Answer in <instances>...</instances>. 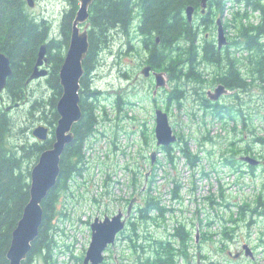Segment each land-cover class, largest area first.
<instances>
[{
	"label": "trees",
	"instance_id": "1",
	"mask_svg": "<svg viewBox=\"0 0 264 264\" xmlns=\"http://www.w3.org/2000/svg\"><path fill=\"white\" fill-rule=\"evenodd\" d=\"M200 1L95 0L92 4L90 50L83 63L85 73L81 79L80 89L83 117L74 127L73 142L62 155L58 183L42 203L44 221L39 236L33 242L31 252L23 264H35L37 256L46 260L53 250L56 243L53 219L59 216L58 204L68 187L69 179L81 171L83 145L94 130L97 104L104 98L114 97L116 102L121 103L125 98L138 97L136 89L126 91L121 88L117 96L105 95L101 98L103 91L93 83L94 77L91 79L89 76L100 66L101 51L110 42L114 31L129 33L130 40L131 36L139 35L140 41L144 42L148 51L144 58L149 57V62L153 63L154 68L166 71L174 81L173 88L165 92V97L168 98L167 111L174 106L182 108L186 104L187 93L194 91V101L198 106L213 115L228 116L236 121H242L244 130L240 141L247 142L250 124L254 122L253 114L257 115L250 98L252 89L259 85L264 90V0H237L261 8L262 21L254 26L244 21L245 13L235 12L234 20L224 24L226 28L230 26L228 23L235 24L237 35L228 36L230 43L223 54L218 52L215 39L209 38L204 33V28H197L195 23L189 22L185 16L187 6H199ZM68 2L71 7L63 16L62 39H58L51 38L52 28L48 19H39L28 12L26 0H0V50L10 56L13 67V75L9 77L6 89L14 103L26 98V81L32 73L40 47L46 43L51 64L47 81L51 86L52 95L49 100L36 99L31 104L30 113L42 115L50 123H57L59 119L56 104L63 92L60 69L70 44L72 25L79 7V0ZM225 3L226 0L210 1L209 10L203 18L204 27L210 29L215 19L223 16ZM132 31L137 33L132 34ZM157 36H160V45L155 43ZM130 48L131 46L128 49ZM124 50L123 48L122 51ZM149 52H152V56ZM138 54H141L140 50ZM157 55H160L158 62L155 61ZM220 57L229 66L227 72H220L216 68ZM143 59L140 66L144 62ZM205 64L215 66L214 72L208 73ZM218 81L225 83L232 90H237L232 100L222 104L209 100L205 89ZM244 92L249 93L248 97L245 96L247 99L241 96ZM1 96L2 94H0V264H10L7 252L13 231L30 199L31 166L38 161L42 151L52 146L53 138L32 144L20 143L17 138L13 140L16 135L15 121L3 106ZM51 128L54 132L55 127ZM21 129L23 128H20V131ZM254 142L264 144V136L255 133ZM249 148L250 145L244 148L235 146L234 142L231 143L229 149L232 154L226 158V162L232 165L243 163L239 160V155L248 153ZM251 169L255 170L256 167L253 166ZM259 202L263 203L261 200ZM154 206H157V202L147 197L140 210L147 213ZM130 223L134 231L130 236L131 246L135 251L138 248L142 249L141 254H131L130 257L135 256V260H139L141 264H178L179 257L186 260L188 255H191L187 251V234H181L179 231L181 236L179 248L162 239L150 240L152 239L150 234L143 235L147 243L138 244L141 234L137 232V222L130 220Z\"/></svg>",
	"mask_w": 264,
	"mask_h": 264
},
{
	"label": "built area",
	"instance_id": "2",
	"mask_svg": "<svg viewBox=\"0 0 264 264\" xmlns=\"http://www.w3.org/2000/svg\"><path fill=\"white\" fill-rule=\"evenodd\" d=\"M168 114L176 140L162 146L156 138V112L142 99L125 98L121 104L103 99L97 104L94 130L83 145L81 171L69 179L63 193L54 221L56 243L48 259H41L43 263L84 264L92 242V224L121 209L126 217L133 198L138 201L125 228L104 251L102 264H141L135 256L130 257L142 253L141 248L135 251L131 246L134 231L130 220L137 222L141 234L138 244L147 243L143 235L150 234V240L162 239L179 248L181 231L188 235L187 251L196 255L189 264H207L200 260L197 246H202L207 237L216 243L228 239L226 235L235 224L233 220L224 221L209 196L227 197L226 206L232 207L235 218L240 209L249 216L254 215L255 208L264 210V172L244 163L226 162L233 142L235 146L250 145L246 153L250 156H263L258 145L264 144L254 142L255 133L264 135V130H257V120L250 124L244 142L240 141L244 130L240 120L213 115L200 106H175ZM147 197L157 206L145 213L140 208ZM253 229L229 252H241L246 257L245 244L254 251ZM178 264L188 263L179 257Z\"/></svg>",
	"mask_w": 264,
	"mask_h": 264
},
{
	"label": "water",
	"instance_id": "3",
	"mask_svg": "<svg viewBox=\"0 0 264 264\" xmlns=\"http://www.w3.org/2000/svg\"><path fill=\"white\" fill-rule=\"evenodd\" d=\"M202 0V11L206 12L207 2ZM95 0H79V7L72 25L70 44L65 56V60L60 69V82L63 87L62 95L57 102V112L59 119L54 129L55 136L52 146L41 152L37 163L31 170L30 178V199L25 206L23 215L13 231L11 245L7 252V258L10 264H23L32 249L33 242L37 239L44 221L43 201L49 192L57 185L61 174L62 155L75 138L74 127L81 121L83 110L81 107V79L85 73L84 60L90 50L89 29L90 7ZM30 7H34L35 0H27ZM195 10L194 5L186 8V17L189 21L193 19ZM217 45L221 49L227 45L226 30L221 17L217 18ZM160 36H157V42ZM49 57L47 44L40 47L31 75L26 84L49 75ZM152 67L145 66L141 73L150 76ZM13 75L11 58L8 54L0 50V94H2L8 84V79ZM153 75L156 81L157 91L167 85L166 73L164 71H154ZM229 91L225 85H217L214 89L207 92V97L213 101L228 94ZM9 108L7 107V110ZM156 138L159 145L168 146L176 140L172 126L169 121V115L163 109L156 110ZM34 136L41 141H46L51 135L50 127L40 124L33 130ZM152 163L155 162L156 153L151 154ZM240 160L249 165L257 166L264 161L250 155H242ZM150 172L147 173V176ZM137 198H133L129 204L127 216L124 217L121 210L118 214L110 217L107 215L103 220L97 218L92 224L93 236L89 250L84 258V264H102L104 262V251L109 244L115 242L116 235L122 231L127 223V218L131 215L132 208ZM124 217V218H123ZM246 255L254 256L252 249L245 244ZM240 253L234 254L239 257Z\"/></svg>",
	"mask_w": 264,
	"mask_h": 264
},
{
	"label": "rangeland",
	"instance_id": "4",
	"mask_svg": "<svg viewBox=\"0 0 264 264\" xmlns=\"http://www.w3.org/2000/svg\"><path fill=\"white\" fill-rule=\"evenodd\" d=\"M35 6L29 7L28 12L32 14L33 16H36L37 18H46L51 23L52 28V34L51 38L56 37L62 39V19L65 14L70 9V4L68 0H35ZM240 11L241 13H245L244 21H248V23L256 26L261 23L263 12L261 8H257L254 4H247L246 2H240L237 0H226L224 12H223V18L224 23L231 20V22L234 20V14L235 12ZM219 17V16H218ZM217 17V18H218ZM215 19L214 23L212 24V27L210 29H207V27L202 24L204 21L200 22V27L204 28L207 36L209 38H214L215 42L217 43V24ZM242 21V22H244ZM239 24V22H237ZM230 26L228 29V35L229 36H236V27L233 23H228ZM131 30V29H130ZM129 30V32H130ZM119 31V30H117ZM114 31L111 37V40H109L107 46L102 49L101 51V64L99 67H97V70L94 74H89L90 78L94 77L93 83L95 86H98L100 90L103 91V95L101 98H104L105 95H111V96H117V93H119V90L121 88H125L127 86V81L123 80V74L128 70L129 76H134L137 71L141 68L140 63L141 60L144 58L146 54H148L147 49L144 46V42L140 41L139 35L131 36L129 33L125 32H117ZM135 33H137L135 31ZM134 31H132V34H135ZM163 45V44H162ZM125 46V47H124ZM131 46L130 49H128ZM125 49L122 51V49ZM139 50L141 51V54H138ZM121 52H125L124 55H122ZM159 56H156L155 61H159ZM49 57V55H48ZM157 61V62H158ZM50 63V61H49ZM51 67V64H50ZM50 76V75H49ZM48 76V77H49ZM47 77V76H46ZM43 77L38 80H35L31 84H25V91H26V98L22 101L14 103L7 91V89L2 93V102L3 106L6 108V111L10 113L11 117L15 121V132L16 135L14 136L13 140L18 139V142L20 143H35V142H43L36 138L34 136L33 130L36 126L43 124L50 129L51 127H56L57 123H50L45 119V117L42 115H39L36 113V115H33L30 113L31 104L34 103L36 99H45L49 100L52 95V89L51 86L48 84L47 78ZM92 81V80H91ZM145 91L139 92L138 91V97L131 98H139L145 101L151 109H154L153 106L149 104L148 98L152 96L153 87L154 85L149 81L145 80ZM151 85L153 87H151ZM155 87H156V81H155ZM165 87V86H164ZM173 85L166 90H171ZM135 89V87H134ZM209 89L206 87V90ZM126 91H129L126 89ZM233 92V91H232ZM194 91H189L187 93V99H185L186 104L184 106L186 107H196L197 103L194 101ZM189 95H192L189 97ZM161 96V95H160ZM247 97V96H246ZM244 96V99H247ZM252 105L256 108V126L259 133H261L264 130V126L261 125V122L264 123V90L260 88L259 85H256L252 89ZM114 98V97H112ZM231 99L227 98L225 101H229ZM121 104V103H120ZM10 105H15L17 107L12 108ZM48 105V104H47ZM57 106V104H56ZM7 107L9 108L7 110ZM175 107V106H174ZM48 111V109H47ZM57 111V107H56ZM52 112V110H51ZM50 112V114H51ZM96 115V111H95ZM97 119V116H96ZM96 124V123H95ZM95 126V125H94ZM20 128L21 129L20 131ZM55 129V128H53ZM263 135V134H260ZM55 131H52V134L49 138H53L54 141ZM48 138V139H49ZM262 152L264 153V148H262ZM34 164H32L31 169L34 167ZM261 172H264V169H259ZM209 202L211 205L216 208L219 212H222V216L224 221L227 219L233 220L235 223L234 226L230 229L229 233L226 235L228 239L225 237L224 239H221L218 243L214 242L211 239L206 238V241L201 246H197L199 257L202 262L206 260L207 264H264V210L257 209L254 212V215H248L246 210L240 209L238 212V216L235 218L232 207L230 205L226 206V203L228 202V198L225 196H209L208 197ZM62 201V198H61ZM59 208L61 207V203L58 204ZM251 219V222L247 224V220ZM56 220V217L53 219V222ZM252 228L255 233V240H254V256L251 258L250 255H247L246 257H239L235 258L233 253L229 252V248L234 247L235 245H239L242 239L244 238V235L248 230ZM253 251V250H252ZM48 257H46V260ZM196 259V255H188V258H186L187 262H191L192 260ZM35 264H47V262L43 263L41 261V257L37 256L35 260Z\"/></svg>",
	"mask_w": 264,
	"mask_h": 264
},
{
	"label": "flooded vegetation",
	"instance_id": "5",
	"mask_svg": "<svg viewBox=\"0 0 264 264\" xmlns=\"http://www.w3.org/2000/svg\"><path fill=\"white\" fill-rule=\"evenodd\" d=\"M210 1L211 0H209L208 2H207V8H206V12H203L202 11V5H201V2H202V0L200 1V5L199 6H196V5H194L195 6V10H194V13H193V19H192V21H189V22H193V23H195V25H196V27L197 28H200V22H202V21H204V17H205V14L207 13V11L209 10V7H210ZM217 2V1H216ZM216 2H215V4H216ZM186 16V15H185ZM224 24V23H223ZM224 27H225V25H224ZM225 29H226V27H225ZM226 33H227V29H226ZM227 38H228V34H227ZM156 39V44L157 45H160L161 44V39H160V41L159 42H157V37L155 38ZM229 43H230V40H229V42H228V44L227 45H225V46H223L221 49L219 48V47H217V49H218V52L220 53V54H223L224 53V50H225V48L229 45ZM147 44L148 43H146L145 45H146V47H147ZM217 44V43H216ZM149 46V45H148ZM218 46V45H217ZM148 48V47H147ZM149 49V48H148ZM150 51V50H149ZM150 53V55L152 56V52H149ZM149 57L148 58H144L143 59V64L141 65V68L137 71V73L132 77V76H129V74L127 73V71L123 74V80L125 81H127L126 83H127V86H125V88L126 89H128V90H131L132 88H134L135 87V89L137 90V91H139V92H142V91H144V92H146L145 91V85H146V83H145V80H149L153 85H154V87L151 85V87H153V92H152V96H150L149 98H148V102H149V104H151V105H154L153 106V108H154V110H157V109H160V108H162V109H164L165 111H167V104H168V98L166 99V97H165V89H167V88H169L170 86H171V84L174 86V81L173 80H171L170 79V77H169V74L166 72V71H164L165 73H166V80H167V85L165 86V87H162V88H159L157 91L155 90V77H154V75H153V72L154 71H160V70H157L156 68H154V66H153V63H151V62H149ZM148 65H150L151 67H152V72H151V74H150V76H145V75H143L142 73H141V71H142V69L145 67V66H148ZM205 66H206V69H207V71H208V73H213L214 72V68H215V66H212V65H209V64H205ZM48 67H49V70L51 71V67H50V63H49V65H48ZM217 68V70H219L220 72H227L228 71V68H229V66L223 61V58H221L220 57V62L218 63V67H216ZM50 71H49V75H50ZM48 75V76H49ZM47 76V77H48ZM46 77V78H47ZM36 80H38V79H36ZM35 81V80H34ZM34 81H32V82H34ZM31 82V83H32ZM30 83V84H31ZM221 84H223V85H225V87L227 88V90L229 91V93L228 94H224V95H222L220 98H219V100L218 101H213V100H211V99H209L210 101H212V102H218V103H220V104H222V103H225L226 101V99L227 98H229V99H233V96L234 95H236V92H237V90H232V89H230V88H228V86L225 84V83H223V82H217L216 84H213V85H210V86H208V88H212V89H214L217 85H221ZM173 88V87H172ZM6 90V89H5ZM210 90V89H209ZM205 91H206V94H207V90L205 89ZM233 91V92H232ZM240 94V93H239ZM161 95V96H160ZM248 95H249V93H246V92H244L243 94H241V96H247L248 97ZM250 98L253 100V97L252 96H250ZM1 99H2V96H1ZM170 100H171V98H170ZM252 103V102H251ZM10 106H12V108H14V107H17V106H13V105H10ZM253 107H255V106H253ZM253 118L254 119H256V113H254L253 114ZM51 134H52V131H51ZM261 161H264V160H261Z\"/></svg>",
	"mask_w": 264,
	"mask_h": 264
},
{
	"label": "bare ground",
	"instance_id": "6",
	"mask_svg": "<svg viewBox=\"0 0 264 264\" xmlns=\"http://www.w3.org/2000/svg\"><path fill=\"white\" fill-rule=\"evenodd\" d=\"M31 170H32V169H31ZM121 210H122V209H121ZM121 210H119V212H120ZM119 212H118V213H119Z\"/></svg>",
	"mask_w": 264,
	"mask_h": 264
}]
</instances>
